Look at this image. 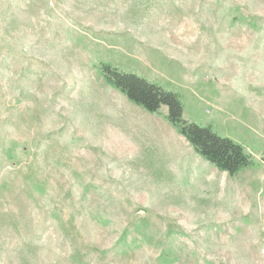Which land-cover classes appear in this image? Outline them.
<instances>
[{"label": "rangeland", "instance_id": "374dc122", "mask_svg": "<svg viewBox=\"0 0 264 264\" xmlns=\"http://www.w3.org/2000/svg\"><path fill=\"white\" fill-rule=\"evenodd\" d=\"M102 63L254 165L214 168ZM0 264H264V0H0Z\"/></svg>", "mask_w": 264, "mask_h": 264}, {"label": "trees", "instance_id": "16d2710c", "mask_svg": "<svg viewBox=\"0 0 264 264\" xmlns=\"http://www.w3.org/2000/svg\"><path fill=\"white\" fill-rule=\"evenodd\" d=\"M100 76L109 87L117 90L132 104L150 114L167 110L164 118L192 147L194 152L220 172L234 177L254 165L251 154L240 144L221 137L210 126H200L185 119L183 105L177 93L163 90L145 79L120 72L111 64L102 63Z\"/></svg>", "mask_w": 264, "mask_h": 264}]
</instances>
